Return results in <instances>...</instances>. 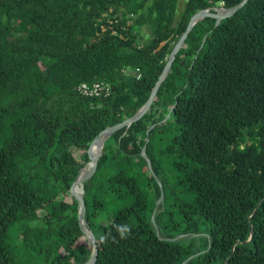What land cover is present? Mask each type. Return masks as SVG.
Returning a JSON list of instances; mask_svg holds the SVG:
<instances>
[{"label": "trees", "instance_id": "trees-1", "mask_svg": "<svg viewBox=\"0 0 264 264\" xmlns=\"http://www.w3.org/2000/svg\"><path fill=\"white\" fill-rule=\"evenodd\" d=\"M241 1L0 0V264L88 260L69 189L91 141L146 102L196 12ZM94 82L110 94L79 93ZM144 145L164 195L154 223L174 208L181 224L172 230L202 229L200 248L160 241L124 172L92 193L111 154L146 166ZM83 192L96 264H181L199 252L187 264H264V0L193 27L149 111L105 142ZM121 225L131 228L125 239Z\"/></svg>", "mask_w": 264, "mask_h": 264}, {"label": "water", "instance_id": "water-1", "mask_svg": "<svg viewBox=\"0 0 264 264\" xmlns=\"http://www.w3.org/2000/svg\"><path fill=\"white\" fill-rule=\"evenodd\" d=\"M248 0H242L239 4H237L234 7L226 8L223 6L215 7V8H207L200 10L196 12L189 20L188 25L184 31V33L180 36L178 41L175 43L174 47L172 48V51L167 59V62L163 68V71L161 75L159 76L157 82L155 83L148 99L146 102L140 107V109L131 117L128 119L117 123L113 126L107 127L103 129L94 139L91 141L88 149H87V156H88V162L87 164L79 170L78 176L76 177L75 181L71 184L69 189L70 196L73 197V199L77 202V219H78V226L84 235V238L90 243L91 245V253L88 258V260L83 264H96L97 256H98V247L96 244L95 236L89 226L87 225V221L85 218L86 215V208L84 203V192L83 190L78 191V189L81 187L83 188V185L89 181L93 175L96 172V167L98 160L101 156L102 149L104 147L105 142L116 132H118L121 129H128L131 124L134 122H137L140 120L150 109L155 96L160 88L161 83L165 80L167 77L172 63L175 60L176 54L179 52L181 47L183 46V43L185 42L188 34L191 32L193 27L200 21H202L205 18H211L215 20V26L218 25L222 20L228 19L232 17L239 9H241ZM205 38L203 39V41ZM170 116V113H168L165 117V119L162 122H165ZM153 128V126L151 127ZM148 134V131L147 133ZM148 141V140H147ZM141 155L144 157V159L147 162L148 168L152 172L151 163L149 159L145 156V145L143 146L141 150ZM154 175V174H153ZM160 187V197L158 199L157 204L163 202V191L161 188V184L158 182ZM255 213V211H254ZM152 223L154 224V220L152 218ZM156 236H158L160 241H167V242H175L176 239H169V238H161L159 237V234L157 232ZM252 233V229H251ZM251 240V236L248 238L247 241L244 243H248ZM205 252V251H204ZM203 253V252H200ZM200 253L194 254L189 256L185 261H183L181 264H187L190 260L197 257ZM228 260L224 262V264L227 263Z\"/></svg>", "mask_w": 264, "mask_h": 264}, {"label": "rangeland", "instance_id": "rangeland-1", "mask_svg": "<svg viewBox=\"0 0 264 264\" xmlns=\"http://www.w3.org/2000/svg\"><path fill=\"white\" fill-rule=\"evenodd\" d=\"M182 4L183 2L179 3V6H178L179 10ZM142 34L145 37V39L143 40L144 41L143 43H146L148 41L149 31L147 32L146 30H144L142 31ZM150 129H148L147 131H149ZM152 146H153L154 152H160V148H159L160 144L152 143ZM140 156L145 161L146 166L142 165L138 157L128 161V162H131V164H129L126 162L127 159L125 157H122L119 154H111V157H114L115 160L106 164L103 167L100 177L93 181L92 193H95L94 190L99 186V184L104 183L105 180L109 176H111L113 173L119 172V171L124 172L127 176L133 177L137 180L139 189L141 193L145 195V198H146V208L143 212V216L144 218L148 219V216L150 214V222H152V218L154 220L156 215L161 211L158 209V207L161 206L162 203L157 204L158 199L157 200L155 199L154 186L149 179L148 172L154 178L156 183L159 182L161 175L158 174L157 175L158 177H157L156 174L153 172V170L151 172L150 169L148 168L146 160L141 155V152H140ZM161 166L165 169L168 168L163 162H161ZM132 199H133L132 196L125 197L124 205L127 206L131 204L133 202ZM167 210H168L167 217L166 216L161 217L160 219L157 220L156 224L155 223L153 224V228L155 232H157L159 235L160 234L164 236L167 235L169 239H176L175 242L180 241V243L184 246L185 249L188 248L190 250L192 248H195V249L200 248V246H202L203 244V239L205 238V233L203 232V230L199 229L198 233H192V232L186 233L183 227L184 226L183 224L180 225L179 229H177L179 230V232H177V230L175 231L172 230L173 229L172 223H175L178 225V224H181V221L179 217L177 216L174 208H167ZM104 217L105 215L102 216V218ZM167 224L170 226V228H166ZM28 264H39V263L36 261L35 258H33L28 262Z\"/></svg>", "mask_w": 264, "mask_h": 264}, {"label": "built area", "instance_id": "built-area-1", "mask_svg": "<svg viewBox=\"0 0 264 264\" xmlns=\"http://www.w3.org/2000/svg\"><path fill=\"white\" fill-rule=\"evenodd\" d=\"M139 77L140 76L137 74L136 78L139 79ZM78 91L85 97H106L110 94L109 85L103 82H94L92 84L81 83L78 86Z\"/></svg>", "mask_w": 264, "mask_h": 264}, {"label": "clouds", "instance_id": "clouds-1", "mask_svg": "<svg viewBox=\"0 0 264 264\" xmlns=\"http://www.w3.org/2000/svg\"><path fill=\"white\" fill-rule=\"evenodd\" d=\"M118 231L120 234V238L125 239L130 234L131 228L129 225H121L118 226Z\"/></svg>", "mask_w": 264, "mask_h": 264}, {"label": "bare ground", "instance_id": "bare-ground-1", "mask_svg": "<svg viewBox=\"0 0 264 264\" xmlns=\"http://www.w3.org/2000/svg\"><path fill=\"white\" fill-rule=\"evenodd\" d=\"M79 189H80V191L83 190V188L81 189V187Z\"/></svg>", "mask_w": 264, "mask_h": 264}]
</instances>
